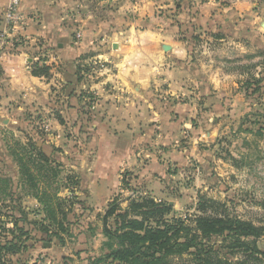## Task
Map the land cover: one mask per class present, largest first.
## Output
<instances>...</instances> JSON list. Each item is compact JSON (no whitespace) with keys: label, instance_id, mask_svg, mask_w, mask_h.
Masks as SVG:
<instances>
[{"label":"crops","instance_id":"obj_1","mask_svg":"<svg viewBox=\"0 0 264 264\" xmlns=\"http://www.w3.org/2000/svg\"><path fill=\"white\" fill-rule=\"evenodd\" d=\"M6 5L0 0V31ZM20 8L26 46L0 45V125L46 119L37 142L78 174L81 233L102 242L101 218L123 192L124 173L133 174L131 188L160 194L175 168L212 157L205 151L229 126L227 115L264 104L261 0H21ZM191 30L214 35L207 48L190 41ZM33 62L49 75H33ZM95 183L108 189L100 203ZM130 196L118 197L122 208Z\"/></svg>","mask_w":264,"mask_h":264},{"label":"trees","instance_id":"obj_2","mask_svg":"<svg viewBox=\"0 0 264 264\" xmlns=\"http://www.w3.org/2000/svg\"><path fill=\"white\" fill-rule=\"evenodd\" d=\"M85 69L76 67L77 73ZM31 73L47 77L49 66L33 62ZM16 146L11 155L20 175L17 185L0 172V264H12V257L28 249L31 233L55 238L60 245L73 237L68 215L74 200L60 197L59 192L77 186L78 178L74 174L61 177L62 164L34 141L27 139ZM126 174L130 173H124L122 186L135 195L127 198L124 208L117 197L108 202L101 218L103 253L91 258L89 264H171V257L185 253L192 256L189 264H228V259L213 249L210 242L214 237H222L230 250L264 256V250L258 247L264 227L225 211L212 213L211 208L224 206L203 196L198 197L195 212L182 217L167 201L131 188ZM62 179L66 181L59 187ZM71 192L73 196L75 191ZM24 195L37 201L35 214L41 218H31L32 211L22 203Z\"/></svg>","mask_w":264,"mask_h":264},{"label":"rangeland","instance_id":"obj_3","mask_svg":"<svg viewBox=\"0 0 264 264\" xmlns=\"http://www.w3.org/2000/svg\"><path fill=\"white\" fill-rule=\"evenodd\" d=\"M184 36H186L185 33ZM188 37L193 44L200 45L202 43L201 45L207 48L209 41L214 35H211L209 31L191 30ZM195 51H198V49ZM238 58L235 57L233 60H238ZM250 67L251 63L246 64L244 69L249 70ZM246 97L252 98V92L246 93ZM263 105H252L251 109L238 118L227 115L229 126L225 127L223 134L217 137L216 145H211L210 149H208V145V150L205 151V155L210 153L212 157L204 156L200 159V163L196 162V159L194 161L191 159L187 166L175 168L177 171L173 176H164L163 180L166 189L162 193L158 194L157 192L154 194V190H141L138 186H133L134 190L143 191L144 194L153 196L156 200H171L174 213L182 217L187 214L188 216L192 215L195 212L198 197L203 196L224 206H216L214 207L215 209L211 208L212 213L216 214L217 212L225 211L231 216H236L264 227ZM27 120H32L33 122H27ZM41 121L42 118L36 124L33 119L25 116L24 121H17L16 125H12L9 128L6 127L5 130L0 125V172L10 176L13 184L17 183L20 176L17 164H14L11 160L13 159L12 150L18 149L17 144H22L29 139L37 143L46 152V147H43L45 144L37 142L39 140L38 137H44L46 134ZM17 127L20 132L17 131ZM171 168L172 166L169 170ZM60 170L62 171L61 177L65 179V171L70 169L61 166ZM67 174H74L78 177V174L73 172ZM126 175V179L131 180L130 177L133 174ZM64 179H62L63 181L61 180L59 187L62 186V183H65L66 180ZM77 181V186L67 188V195H64V197L71 196L74 200V205L78 201L77 194L72 196L73 193L71 191L77 190L78 194H81L78 189L80 179L78 178ZM122 189L123 192L117 189L114 192V196L120 198L121 195L124 198L127 194L132 195L133 193L123 186ZM107 190L102 183L92 184V192L96 202L100 203L103 201L104 196L108 194ZM59 195L62 197L61 192ZM22 203L25 208L27 207L32 211L30 213L31 218H41L40 215L35 214L36 206L30 199L22 200ZM78 205H75V211L78 210L76 216L72 218L70 213L68 216L69 219L72 218L73 223L71 229L73 232L72 239H67L64 245H60L55 238L49 240L41 233H31L27 242L28 249L12 257V264H32L37 260L41 264H89L88 262L91 258L103 253V249H101L102 241L99 235L97 236L96 233H81L83 231V223L79 221L82 212H80ZM88 228L92 229V226L88 225ZM47 243H50L49 247L45 246ZM210 243L220 256L228 259V264H264L263 255L248 256L242 251L226 248L227 242L222 237H214ZM258 247L264 250V236L260 238ZM191 257L187 253L173 256L170 258V263L189 264ZM254 257H257V259ZM105 264L108 263L105 262Z\"/></svg>","mask_w":264,"mask_h":264},{"label":"built area","instance_id":"obj_4","mask_svg":"<svg viewBox=\"0 0 264 264\" xmlns=\"http://www.w3.org/2000/svg\"><path fill=\"white\" fill-rule=\"evenodd\" d=\"M21 0H7V5L3 14V28L0 31V45L9 44L11 48L26 46L27 40L21 34L25 25V18L21 12ZM79 36V34L77 35ZM2 46V47H3ZM99 70L105 69L103 62H96ZM42 126L44 130L49 131L48 122L42 118ZM133 195V194H132ZM32 264H41L39 260Z\"/></svg>","mask_w":264,"mask_h":264},{"label":"water","instance_id":"obj_5","mask_svg":"<svg viewBox=\"0 0 264 264\" xmlns=\"http://www.w3.org/2000/svg\"><path fill=\"white\" fill-rule=\"evenodd\" d=\"M260 25L264 29V18L261 20ZM162 48L168 49V46L167 45H162ZM169 204L171 205L172 203L170 202ZM45 246L49 247L50 243H47V245H45Z\"/></svg>","mask_w":264,"mask_h":264}]
</instances>
